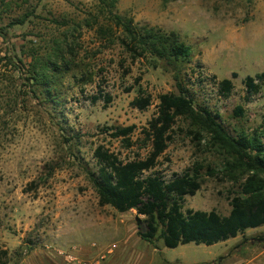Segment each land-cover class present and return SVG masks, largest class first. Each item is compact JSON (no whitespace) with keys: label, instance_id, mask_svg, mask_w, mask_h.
I'll return each mask as SVG.
<instances>
[{"label":"rangeland","instance_id":"obj_1","mask_svg":"<svg viewBox=\"0 0 264 264\" xmlns=\"http://www.w3.org/2000/svg\"><path fill=\"white\" fill-rule=\"evenodd\" d=\"M110 2L0 0V250L10 264H214L227 252L261 251L264 226L227 245L169 249L160 241L155 258L137 235L136 211L101 206L87 172L98 170L99 146L122 160L145 158L159 97L178 94L177 82L231 136L264 137V87L248 99L245 86L264 73V0ZM111 11L142 29L178 33L190 61L175 68L149 55L134 59ZM225 79L234 87L228 98ZM140 90L152 103L143 111L132 106ZM131 126L132 147L112 136ZM170 137L154 171L167 180L197 171L201 189L185 210L229 215L250 175L228 172L210 137L184 118Z\"/></svg>","mask_w":264,"mask_h":264},{"label":"trees","instance_id":"obj_2","mask_svg":"<svg viewBox=\"0 0 264 264\" xmlns=\"http://www.w3.org/2000/svg\"><path fill=\"white\" fill-rule=\"evenodd\" d=\"M109 6L115 8L116 0H111ZM111 15L123 36L122 45L134 59L149 55L175 68L190 61L191 49L178 33L142 29L134 26L132 19L112 11ZM35 75L38 82L39 75ZM245 86L248 99L260 94L264 87V73L248 77ZM233 88L229 79L220 83V91L226 98L230 97ZM177 90L178 94L159 97L157 116L150 121L145 132L151 142V150L145 158L138 156L122 160L103 146L96 149L98 170L88 171L87 177L100 205L110 206L122 214L135 210L138 235L154 248H158L160 241L169 249L188 244L214 246L244 235L249 229L264 226V137L231 136L219 122L218 115L198 105L181 82H177ZM139 93L132 106L143 111L152 105L151 97H144L142 90ZM235 112L241 116L243 108L238 106ZM178 118L190 121L196 134L206 133L210 137L211 145L225 158L228 172L250 175L241 192L231 199L229 215L223 216L217 211L185 210L186 197L195 196L201 189L197 171L175 174L169 180L154 171L168 148L170 132ZM113 130L114 138L123 140L128 147L133 146L134 126ZM10 262L9 251L0 250V264Z\"/></svg>","mask_w":264,"mask_h":264},{"label":"crops","instance_id":"obj_3","mask_svg":"<svg viewBox=\"0 0 264 264\" xmlns=\"http://www.w3.org/2000/svg\"><path fill=\"white\" fill-rule=\"evenodd\" d=\"M240 236H243V235H240ZM240 236H238L236 238H232V239L236 240ZM229 240H231V239H229ZM228 241H225L222 243H225L227 245L226 242H228ZM159 250H160L159 247L154 248V253L152 255H154L155 258H156V254L159 253ZM93 253H95V252H93ZM95 254H97V253H95ZM225 259L226 260L230 259V264H264V247L261 248V251H255V253H252L250 255H246V253L243 252L242 250L238 253L236 251L231 252V253L227 252L226 255L216 258L214 260V264H217L218 262H221V264H224ZM154 262L155 261L151 262L150 264H154ZM136 264H140V261H138Z\"/></svg>","mask_w":264,"mask_h":264}]
</instances>
